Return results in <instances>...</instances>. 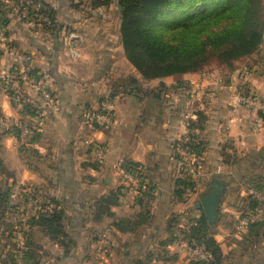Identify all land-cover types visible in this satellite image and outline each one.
Listing matches in <instances>:
<instances>
[{
    "label": "crops",
    "instance_id": "crops-1",
    "mask_svg": "<svg viewBox=\"0 0 264 264\" xmlns=\"http://www.w3.org/2000/svg\"><path fill=\"white\" fill-rule=\"evenodd\" d=\"M42 1L54 11L57 31L12 19L10 36L13 46L31 54L35 68L49 79L61 112L48 110L41 120H36L12 105L0 80V195L23 185L43 199L57 201L67 234L63 246L47 237L40 227L30 229V248L39 264H98L90 258L98 232L109 234L106 262L112 258L110 263H116L124 235L116 232L112 223L122 216L118 208L123 209L111 207V217L97 218L96 204L118 191L121 182L115 168L127 163L140 164L146 171L155 186L153 203L160 206L162 216L166 212L185 214L190 208L196 209L214 177L228 184L218 220L222 213L240 217L249 212L252 199L243 184L259 178L264 182V126L255 132L248 112L234 115L230 93L240 88L256 93L264 101V44L258 53L235 62L232 69L214 68L213 79L207 77L212 68L208 67L181 77L144 81L124 54L115 8L98 10L104 17H97L77 0ZM11 2L14 1L0 0L4 6ZM92 26L95 32H90ZM71 30L82 37L74 44L81 51L75 62L69 58L66 39V32ZM6 61L0 47V76ZM118 90L124 93L113 102L118 127L83 130L84 113L99 109ZM198 113L203 116L200 139L204 142L200 192L190 203L181 204L174 196V144L185 132V120ZM19 123L39 128L34 144L23 150L18 147L14 132ZM89 136H95L106 149L107 162L99 170L93 169L84 146ZM168 222L172 226V220ZM7 228L0 221V264H9L11 257ZM110 232L118 236L112 245ZM131 239L130 249L147 247L140 242L144 240ZM248 260L246 264H264V257Z\"/></svg>",
    "mask_w": 264,
    "mask_h": 264
},
{
    "label": "trees",
    "instance_id": "trees-1",
    "mask_svg": "<svg viewBox=\"0 0 264 264\" xmlns=\"http://www.w3.org/2000/svg\"><path fill=\"white\" fill-rule=\"evenodd\" d=\"M35 1L41 2L44 10L33 16L34 24L40 25L44 30L57 31L53 9L42 0ZM112 4V0H92V8H108ZM117 8L121 16L120 41L124 54L144 81L197 73L213 63L232 69L235 62L258 53L264 44V0H217L215 4H210L209 0H117ZM0 14L6 17L5 23H9V10L2 3H0ZM41 15L49 17L51 25L40 23L38 19ZM117 94H112L108 99L114 102ZM262 117L264 120V115ZM202 124L203 116L198 113L196 120L191 123V128L199 130V133L194 135L193 147L199 157L204 151V142L200 139ZM37 135L34 132L31 144L36 141ZM91 164L93 169H101L96 164ZM132 165L136 163H127L123 166ZM137 166L141 165L137 164ZM259 179L255 180L258 185L252 187L264 192V182ZM175 183L174 196L179 203H184L185 188L193 184L181 179H176ZM150 188V191L145 192L137 200L136 209L141 211L131 218L114 219L112 227L116 232L122 235L134 233L137 229L149 226V221L154 216L151 212L155 200L153 183ZM10 192L11 190L8 189V192L0 195V221L9 228L11 224L6 223V213ZM118 193L119 191L111 192L97 202V218L102 215L112 216L110 208L120 206ZM41 201L43 208L53 205L54 209L51 213H40L37 218L32 219L31 228L40 227L51 240L66 246L67 234L62 225V212L58 209V202L43 198ZM255 206L256 203L252 201L250 211ZM218 221L217 219L216 223ZM215 224H209L204 211L195 208L172 219L171 228L178 225L181 229L180 238H175V241L196 242L204 246L213 257L208 263L196 260L195 264L225 263L226 247L215 239L212 231ZM263 226L264 221L249 226V234L255 233L259 236ZM110 235L114 234L110 232ZM9 237L11 240V234H8L7 241ZM98 238L99 235L95 238L96 242ZM170 243L162 242L161 246L167 247ZM142 247L139 250H142ZM247 249L250 250L248 247ZM247 249L246 253L249 254L251 251ZM105 250L108 252V244ZM139 250L136 252L128 249V255H137ZM34 254L27 238L26 264H39ZM12 257L11 255L9 264L14 260ZM177 258L178 256H174L164 263H175ZM150 263L139 258L135 264Z\"/></svg>",
    "mask_w": 264,
    "mask_h": 264
},
{
    "label": "built area",
    "instance_id": "built-area-1",
    "mask_svg": "<svg viewBox=\"0 0 264 264\" xmlns=\"http://www.w3.org/2000/svg\"><path fill=\"white\" fill-rule=\"evenodd\" d=\"M9 23H5L6 17L0 14V47L7 57L6 66L1 73L0 80L5 94L8 96L12 105L26 112L33 114L36 120L51 110L59 114L61 107L58 96L49 79L42 75L35 68V61L31 54L19 51L13 46L11 41V20L20 23H29L35 14L41 13L44 6L35 0H16L8 6ZM40 23L51 25L47 16H39ZM33 22V21H32ZM68 42V53L71 61H77L81 54L80 50L73 46L77 36L70 34L66 38ZM123 93L117 94L116 98L121 99ZM249 94L241 89H233L230 93V106L234 108L244 107L256 114L253 117L254 131H261L264 125V101ZM232 103V104H231ZM196 117L185 120V132L176 140L174 144L175 179H181L193 184L185 188V198L192 200L200 192L202 177V159L193 150L195 139L194 135L199 133L198 129L191 128V123ZM84 126L94 129H116L117 121L114 111V103L107 99L97 110H89L83 116ZM39 128L31 125L19 123L15 125L14 132L18 147L26 149L31 145L34 132L38 134ZM87 148L91 157V162L99 168H103L107 162V153L104 146L95 139L87 142ZM116 177L119 178L121 185L118 189L119 205L125 209L136 207L137 200L145 192L150 191L152 181L146 174L142 166H116ZM250 198L256 206L239 218V227L244 229L253 224L264 221V192L252 188L248 191ZM188 200V201H190ZM189 203V202H188ZM9 217L11 218V243L13 246V263L26 264L27 238L31 228V220L37 218L40 213H51L53 205L42 206L41 198H38L31 190L24 186H17L9 195ZM108 244V234L104 233L100 239L98 253L105 251ZM179 248L190 255L194 260L208 263L213 260L212 255L207 252L204 246L196 242L181 240Z\"/></svg>",
    "mask_w": 264,
    "mask_h": 264
},
{
    "label": "rangeland",
    "instance_id": "rangeland-1",
    "mask_svg": "<svg viewBox=\"0 0 264 264\" xmlns=\"http://www.w3.org/2000/svg\"><path fill=\"white\" fill-rule=\"evenodd\" d=\"M78 4L83 3L86 4L87 6V10L90 13H95V15L97 17H104L101 16L103 14L98 13V10H102L104 11V9H106L105 7H100V8H92V0H77ZM112 5L110 7H113V9L115 8V16H118L119 18H117V20H119L120 22V27H121V16L119 13V10L117 8V0H112ZM8 6V5H6ZM5 6V7H6ZM108 7V8H110ZM103 22H106L107 20L102 18L101 19ZM116 23V22H115ZM85 30V29H82ZM90 32H95V26L90 27ZM73 34L75 36H77V42L81 41V36L77 33H75L74 31H68L66 32V35H70ZM74 44H76L74 42ZM73 44L74 47L78 48V46H75ZM79 49V48H78ZM80 50V49H79ZM81 54V51H80ZM81 57V56H80ZM80 59V58H79ZM78 59V60H79ZM220 66V64L218 63H213L210 66L205 67H212L210 68L211 70H209L207 72V77L212 78L213 79V74H215V70L214 68H218ZM140 75V74H139ZM141 76V75H140ZM238 90L240 88H237ZM243 91H246L244 89H241ZM118 94H120L121 90H118ZM253 94L254 96L256 95L258 98L262 100L256 93L251 92L249 94ZM117 100V98H115ZM106 101V100H104ZM232 104V103H231ZM235 106V105H234ZM234 106H230L232 109V112L234 113V115H239L241 113V111H246L248 112L252 117H255L256 114L252 111H250L247 108H234ZM115 108V107H114ZM115 111V109H114ZM86 113V112H85ZM117 121V125L116 128L119 125L118 119L116 118ZM82 129L83 130H87L88 132L90 130H94V129H90L86 126H84L83 124V119H82ZM264 126V125H263ZM98 130H103V129H97ZM108 130H112V129H108ZM260 132V131H258ZM91 139H95L96 141H98V139L95 136H89L85 139L84 142V146L87 147V142H89ZM88 150V148H87ZM175 170V169H174ZM175 173V171H174ZM147 174V173H146ZM258 183L254 180L252 181H248L246 182V184H243V188H245L246 190V195L248 196V198H250L248 191L251 190L253 187L252 186H257ZM19 186H23V185H19ZM27 187V186H24ZM238 187H236L235 190L238 191L237 189ZM240 188V187H239ZM184 203H190L192 200L190 199H186L184 196ZM190 200V201H188ZM251 200V199H250ZM182 204V203H181ZM155 203L152 204L151 206V212L153 213V218L152 220H150L149 222V226H145L142 227L140 229H137L136 232L134 233H126L123 234L124 235V239L121 237V239L124 240V243L121 245V247L119 246V253H118V258L116 259V263L115 264H135L136 261L141 258V260H144L145 262H149L150 263V259H151V263L150 264H169L168 263H164L166 261H169L171 258H173L174 256H178L177 261H175V263L179 262L180 260L183 262V264H195L197 261L194 260L190 255H188L185 251H182L179 246H178V240L175 241V238H180V230L178 225L173 226L171 228L170 224H169V220H172L174 218V216L178 215L179 213H167V215L162 216L163 213L161 212V208L159 205H157ZM10 206V204H9ZM121 207V206H117ZM123 210H121L120 208H118L119 212L121 213V217L120 218H131L132 216H134L137 212L141 211L140 209H135L134 210H130V211H126L127 209H124L123 207H121ZM191 209V208H190ZM9 212V207H8V211L6 213V223L11 224L12 227V222H11V218L9 217L10 213ZM118 212V211H117ZM167 216V217H166ZM239 215H226L224 213L221 214L219 221L215 224V227L213 228V233L215 234V239L217 240V242H221L225 245V251H226V261L224 264H246L250 259H252V257H255L257 260L262 259V257H264V226L261 228V230L259 231V236H256L255 233L254 234H249V227H246L244 229L240 228L239 225ZM30 224V223H28ZM183 228L185 227V225L182 226ZM8 229V234H11V228H7ZM102 230V229H100ZM99 235L98 238V242L94 243V248H93V253L94 254H90V258H94L95 261L98 264H113L110 263L111 259L110 258L108 261L109 263L106 262L107 260V254L108 252L103 251L101 254L98 253V245L100 243V239L102 237V235L104 234L103 232H98L97 233ZM97 234H95V238H97ZM151 236L155 237L154 239H150ZM6 237V236H5ZM134 239V237L138 240H144V241H140L143 242L147 247H145V249L143 250H139V252L137 253V255H133V256H129L127 255L128 253V249H130V245L132 243V238ZM7 239V237H6ZM116 240H118V236L117 235H113L110 238V241L112 242V244L116 243ZM174 241V242H172ZM129 242V243H128ZM131 242V243H130ZM162 242H171L169 244V246L164 247L161 246ZM9 248H10V252L11 255L13 256V246L11 243V240L9 241V243H7ZM236 245V248L233 246ZM250 248V250L247 249ZM246 249L247 251H251L249 254L246 253ZM138 250H136L137 252ZM13 258V257H12ZM11 264H14L13 262Z\"/></svg>",
    "mask_w": 264,
    "mask_h": 264
},
{
    "label": "water",
    "instance_id": "water-1",
    "mask_svg": "<svg viewBox=\"0 0 264 264\" xmlns=\"http://www.w3.org/2000/svg\"><path fill=\"white\" fill-rule=\"evenodd\" d=\"M227 188V182L214 177L209 187L201 194L196 209L204 211L209 224L216 223L220 207L227 195Z\"/></svg>",
    "mask_w": 264,
    "mask_h": 264
},
{
    "label": "snow or ice",
    "instance_id": "snow-or-ice-1",
    "mask_svg": "<svg viewBox=\"0 0 264 264\" xmlns=\"http://www.w3.org/2000/svg\"><path fill=\"white\" fill-rule=\"evenodd\" d=\"M217 2V0H209L210 4H215Z\"/></svg>",
    "mask_w": 264,
    "mask_h": 264
}]
</instances>
